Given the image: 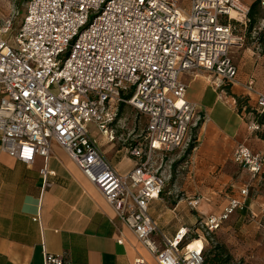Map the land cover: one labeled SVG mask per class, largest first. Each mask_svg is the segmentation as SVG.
<instances>
[{
	"label": "built area",
	"instance_id": "2783aa9c",
	"mask_svg": "<svg viewBox=\"0 0 264 264\" xmlns=\"http://www.w3.org/2000/svg\"><path fill=\"white\" fill-rule=\"evenodd\" d=\"M249 5L242 0H190L187 8L175 0H27L18 26L13 19L0 26L1 150L26 165L37 156L48 164L53 146H60L158 264H205L207 239L242 201L232 200L223 214L202 216L159 245L152 241L158 227L149 210L207 120L186 99L188 85L181 76L204 71L215 77L218 89L236 81L232 54L245 47L246 37L237 31L247 25ZM246 88L256 93L264 119V92L255 90L253 80ZM123 105L145 120L143 132L125 141L135 162L125 175L107 162L89 130L94 124L115 144ZM250 130L264 133V123H253ZM233 159L254 179L264 172V153L245 145L235 149ZM48 174L45 167V187ZM200 204L193 199L188 207L197 211ZM45 264L71 262L67 254L46 253Z\"/></svg>",
	"mask_w": 264,
	"mask_h": 264
},
{
	"label": "crops",
	"instance_id": "0c3cea01",
	"mask_svg": "<svg viewBox=\"0 0 264 264\" xmlns=\"http://www.w3.org/2000/svg\"><path fill=\"white\" fill-rule=\"evenodd\" d=\"M232 57L238 76L221 89L204 71L181 76L188 85L186 99L207 120L196 131L194 149L175 164L162 198L150 205L149 215L158 227L152 241L159 245L164 237L173 240L181 228L193 227L202 216L221 215L232 200H240L243 207L221 227L224 249L234 263L264 264V172L254 179L233 159L239 145L264 153V133L250 130L256 123L257 95L246 88L253 80L255 90L264 92V56L247 46L234 50ZM92 136L120 174L135 167L126 150L116 153V143ZM195 198L201 200L197 211L188 207ZM46 253L67 254L71 264H135L138 259L158 264L63 148L53 146L48 164L37 156L26 165L0 147V264H45Z\"/></svg>",
	"mask_w": 264,
	"mask_h": 264
},
{
	"label": "rangeland",
	"instance_id": "374dc122",
	"mask_svg": "<svg viewBox=\"0 0 264 264\" xmlns=\"http://www.w3.org/2000/svg\"><path fill=\"white\" fill-rule=\"evenodd\" d=\"M175 1L180 7H183V8H187L190 3V0H175ZM26 2L27 0H0V26L5 24V22H7L10 19H13L15 26H18L19 23H21V21H23L25 17ZM260 18L261 19H259L256 25V28L258 29V33H260V38L263 39L264 38V27H263L264 10L261 12ZM243 31H245V27H243ZM257 38L258 37L253 38L250 34H247L245 47L249 46V47L255 48L263 55L262 47L260 46V41ZM119 119H120V122L118 124L119 129H117V137L119 138V140L116 141V153L118 150L126 149V143H125L126 140H129L130 138L134 136L140 135L145 129V120L141 119L140 117H137L134 110L129 106H124V105L121 106ZM89 130H90V133L94 135L95 137L101 136V134L97 130V127L94 124H91L89 126ZM230 222L231 220L229 219L227 223L230 224ZM226 225L227 224H225L224 226L226 227ZM225 237L226 235H224L222 233V230L220 229L216 234L212 235L211 237L207 239L208 243L206 245L207 247L205 251L206 252L205 260L213 256L216 248L221 247L223 248V251H225L224 259L229 260L228 264H238L232 261V257L229 254V251H226V249H224V243L226 240ZM192 238H197V235H193ZM253 239L255 241L257 240L256 238H253ZM235 246L238 249H240L241 247L240 245H235ZM243 247L245 248L246 245H243ZM242 250L244 252L247 251V249H242Z\"/></svg>",
	"mask_w": 264,
	"mask_h": 264
},
{
	"label": "trees",
	"instance_id": "16d2710c",
	"mask_svg": "<svg viewBox=\"0 0 264 264\" xmlns=\"http://www.w3.org/2000/svg\"><path fill=\"white\" fill-rule=\"evenodd\" d=\"M250 14L248 16V22L246 27L245 26H240L238 28V35H241L244 33V36L246 37L247 34H250L253 38L258 37L257 39L260 41V46L262 47V53L264 56V38H260V33H258V29L256 28V25L259 21L260 16H261V12L264 10V8L262 7L261 1H255L252 2L250 5ZM243 27H245V31H243ZM255 35V36H254ZM254 114V118L256 123L258 124H263L264 123V119L263 116H261L258 112H253ZM194 149V146H191V149L189 150L188 154H190V152ZM207 247V246H206ZM206 251V248H205ZM204 252V256H205ZM225 251H223V248H216L213 256L211 258H208L205 260V264H228L229 260L224 259V255Z\"/></svg>",
	"mask_w": 264,
	"mask_h": 264
},
{
	"label": "bare ground",
	"instance_id": "6f19581e",
	"mask_svg": "<svg viewBox=\"0 0 264 264\" xmlns=\"http://www.w3.org/2000/svg\"><path fill=\"white\" fill-rule=\"evenodd\" d=\"M233 15L235 16V14H233ZM197 245H200L201 246L200 242ZM197 245H191V248H194Z\"/></svg>",
	"mask_w": 264,
	"mask_h": 264
}]
</instances>
